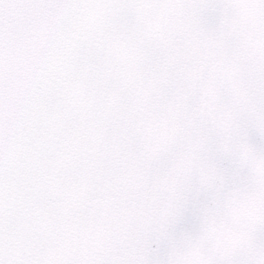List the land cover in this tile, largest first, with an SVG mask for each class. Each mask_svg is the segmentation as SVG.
Returning <instances> with one entry per match:
<instances>
[{
  "label": "snow or ice",
  "instance_id": "snow-or-ice-1",
  "mask_svg": "<svg viewBox=\"0 0 264 264\" xmlns=\"http://www.w3.org/2000/svg\"><path fill=\"white\" fill-rule=\"evenodd\" d=\"M0 264H264V0H0Z\"/></svg>",
  "mask_w": 264,
  "mask_h": 264
}]
</instances>
